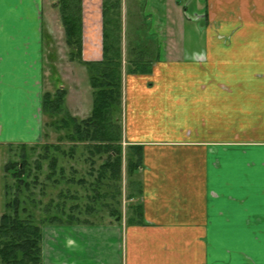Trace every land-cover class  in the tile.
<instances>
[{
	"label": "crops",
	"instance_id": "0c3cea01",
	"mask_svg": "<svg viewBox=\"0 0 264 264\" xmlns=\"http://www.w3.org/2000/svg\"><path fill=\"white\" fill-rule=\"evenodd\" d=\"M54 2L0 0V144L44 139L37 111ZM117 3L133 38L120 51L150 69L126 75L128 113L188 109L177 130L189 142L164 140L163 120L127 122L126 136L143 144L141 219L42 226L41 264H264V0ZM81 9V57L99 61L103 0Z\"/></svg>",
	"mask_w": 264,
	"mask_h": 264
},
{
	"label": "rangeland",
	"instance_id": "374dc122",
	"mask_svg": "<svg viewBox=\"0 0 264 264\" xmlns=\"http://www.w3.org/2000/svg\"><path fill=\"white\" fill-rule=\"evenodd\" d=\"M53 1H55L56 19L54 28L51 31L52 34L49 35V38L45 37L44 40L45 62L42 70L43 92L39 95V108L37 111V119L41 121L44 139L42 143L39 144L25 145V158L27 159L25 162L27 164L26 171L30 174V177H24L28 181H32L33 176L37 175V181L35 184L32 183L30 188L24 189V186H21V192L18 193L21 197V205L27 207L26 211L22 212L21 215L26 217L31 213L34 219L40 222L45 214L56 213L55 211H57L58 213L62 212L61 215H58L64 220L63 222L102 223L105 222L107 216L110 215L108 212L109 208L104 205V203H109L112 209L118 208L117 210L120 212L123 222L129 223L128 221H131L132 217L136 218L134 206L141 205L142 167H144V164L143 144L134 141L136 137L135 139L131 137L133 134L136 136L137 132L131 133L128 137L126 136L125 131L127 122L132 121L134 125L136 122L145 124L147 123L146 121L163 120L164 124L160 125V127L169 129L168 132H165L168 135L164 140H170L175 143L189 142V132L177 130L181 127L184 129L188 128L187 123L179 122V120H188V109L180 111V109L177 108H166L165 111L159 110L163 112L162 114L164 115L136 114L135 117L130 116L125 104V77L127 74H137V72H134V70L131 69L132 67L127 64L129 59H137L138 53L135 52L128 56L130 53L128 54L126 52V58H124L125 56L120 49H123L124 44H129L133 38L127 36V34L125 35V22L124 19L121 18V14L119 13L120 10L117 9L119 7L117 0H103L105 7L103 14V18H105L103 21V44L106 46V50L113 51L119 49L120 51L121 96L118 108L115 106L111 115L113 118L117 117L118 122L116 124L112 123L111 125L114 124V126L109 125L106 128L108 131H116L118 133L117 139L114 141L113 145L120 154V158L118 159V175L115 176L113 174L108 178L103 177L104 185L96 183L98 179L97 175H99L100 171L99 166L101 164L99 157L100 155L105 157L107 153L102 152L105 154H98L96 150H94L95 152H93L92 158L88 148L91 149V146L94 145L93 142L87 140H81L77 143L67 141V138L62 135L64 129H57L49 125V121L53 119L49 117L47 113H44L41 107L43 94L45 92L53 94L57 88L61 86L64 90V109L67 110L69 114L78 119H83L89 115L92 108L93 89L89 81L87 66L83 64V59L81 57L82 53L78 57L75 54L74 48H72V50H74V55L69 53L70 46H68V42H66L64 20L61 16L62 0ZM79 1V10L76 11V15L79 19L77 23L75 22L76 20H74L72 45L76 47L75 43L78 34L80 37V48L82 49V9L81 0ZM109 3H112V7H109ZM77 16L74 18L77 19ZM140 28L141 27H139V31H137V42L135 44L142 45L145 36ZM103 55L102 52L101 59L105 57V55ZM144 55L145 58L147 55ZM107 58L109 59V57ZM35 99L36 97L34 100ZM143 110L144 112L147 111V109ZM153 112H157V110ZM53 117L55 118V116ZM165 122H167V124H165ZM146 126L148 127L149 125L146 124ZM43 144H58L60 147L58 150L54 151L58 159L55 175H57L60 168H62L61 173L63 175L59 177V180L54 179L55 175L51 177L49 174V160L52 148L46 153L48 158L42 159L40 168H36L38 164L36 162L37 156L45 153L42 148ZM21 145L22 144H11L6 146L0 144V215L6 209V202L11 200L17 192V190H15V179L12 177L10 171L8 172L5 169V164L10 159L18 161ZM136 149L140 150L142 153V158L138 167L137 165L135 167L128 165L129 159H135ZM104 169L105 168H102V171H104ZM106 172H108V170ZM100 174H102V172H100ZM49 224L53 223L46 222L42 226Z\"/></svg>",
	"mask_w": 264,
	"mask_h": 264
},
{
	"label": "trees",
	"instance_id": "16d2710c",
	"mask_svg": "<svg viewBox=\"0 0 264 264\" xmlns=\"http://www.w3.org/2000/svg\"><path fill=\"white\" fill-rule=\"evenodd\" d=\"M79 6V0H62L61 16L64 20L66 42H68V46H70L69 53L74 55L73 51L75 50V54L78 57L81 54L80 37L77 34V40L75 43L76 47H73L72 35H74V20H76L75 22L77 23L79 19L76 15ZM76 16L78 17L77 19L74 18ZM72 48H74V50H72ZM103 54L106 58L103 57L99 61H83V64L87 66L89 81L93 89L92 108L87 117L78 119L64 109V90L61 86H59L53 94L45 92L41 101L43 112L47 113L49 117L53 119L49 121V125L54 126L57 129H64L62 135L67 138V141L73 143H77L81 140L93 142L94 145L91 146V149L88 148L91 157L93 156V152H95L94 150H96V153L98 154L102 152L107 153L108 156L106 155L104 157L100 155L99 157L101 164L99 166L100 171L99 175H97L98 179L96 183L100 185H104V178H108L113 174L115 176L118 175V159L120 158V154L113 145L114 141L117 139L118 133L106 129L109 125L114 126V124L111 125L112 123L116 124L118 122V118H113L111 115L113 113V108H115V106L118 108L121 96L120 51L119 49L113 51L106 50V46L103 44ZM107 57H109V59ZM131 69L134 70V72H147L149 70V68L141 66ZM53 116H55V118ZM42 148L45 153L37 156L38 158L36 162L38 164L36 168H40L42 159L48 158L46 153L52 148L49 160V174L51 177H54L56 174V164L58 162L57 154H55L56 152L54 151L58 150L60 147L58 144H43ZM19 152L18 161L10 159L5 164V169L8 172L10 171L12 177L15 179V190H17V192L11 200L6 202V209L0 215V264H41L42 225L46 222L60 224L69 221L63 222L64 220L60 216L62 212L58 213L57 211H55L56 213L45 214L40 222L36 221L31 213L26 217L21 215L22 212L26 211L27 207L21 205V197L18 193L21 192L22 185L24 186V189H26L30 188L32 183L35 184L37 181V175L33 176L32 181L26 179L30 177V174L26 171L27 164L25 162L27 159L25 158V145H21ZM141 158V151L136 149L135 159L130 160L128 158V165L134 167L137 165L138 167ZM102 168H105L104 171H102ZM107 170L108 172H106ZM61 172L62 168H60V171L57 174L59 176L55 175V180H59L60 176L62 177L63 174ZM100 172H102V174H100ZM104 205L109 208L108 212L110 215L119 221L121 220V214L118 212V208L112 209L109 203H104ZM140 207V204L134 206L135 217L139 219H141ZM132 219H134V217H132Z\"/></svg>",
	"mask_w": 264,
	"mask_h": 264
}]
</instances>
